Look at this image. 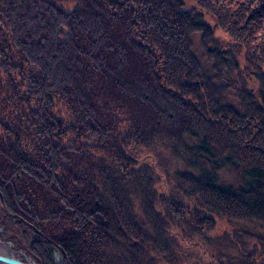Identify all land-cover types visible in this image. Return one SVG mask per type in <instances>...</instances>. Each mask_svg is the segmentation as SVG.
I'll use <instances>...</instances> for the list:
<instances>
[{
	"label": "trees",
	"instance_id": "16d2710c",
	"mask_svg": "<svg viewBox=\"0 0 264 264\" xmlns=\"http://www.w3.org/2000/svg\"><path fill=\"white\" fill-rule=\"evenodd\" d=\"M192 1L213 26L182 0H0V240L11 249L35 264L54 252L60 264H174L196 239L215 247L214 264L264 257V232L210 237L216 218L264 227V0ZM215 28L236 47L215 43ZM159 144L180 165L163 174L168 195L135 151Z\"/></svg>",
	"mask_w": 264,
	"mask_h": 264
},
{
	"label": "rangeland",
	"instance_id": "374dc122",
	"mask_svg": "<svg viewBox=\"0 0 264 264\" xmlns=\"http://www.w3.org/2000/svg\"><path fill=\"white\" fill-rule=\"evenodd\" d=\"M182 1L184 5L183 7L184 10L194 11L195 13H198V12L201 13L203 22L209 24L210 26H213L214 24L213 18L210 15L206 14L205 12L200 11L192 0H182ZM65 9L69 10V7H65ZM191 39H192L191 40L192 42L191 50L193 54L196 56L199 63L201 64L202 73H204L205 75L211 73L210 66L206 63L205 58L202 54L203 52L201 48V42L199 39V35L194 34L192 35ZM212 40H214L215 43L226 46V47H229V46L236 47V44L234 43V41L230 39L219 28L214 29ZM244 54L245 53L242 50H240L237 56V62L239 64L240 70L242 71L245 68ZM261 71L264 74V66L261 67ZM244 82H245L246 88L249 89L253 94H257L260 92L259 82L253 76L247 75V77H245ZM227 98L229 102H234L230 96ZM135 151L137 152V155L140 161L142 163L143 162L148 163L155 170L156 175L160 178V183L156 186L157 190H161L159 192H162L165 195L171 194L173 190L172 189L173 185L175 184L172 183L173 181H169L168 179L165 180L163 178V174L165 172H169L170 174L171 170H174L175 168L177 169L178 166L180 167V165L177 163V160L173 158V155L170 152L168 145L159 144L153 148H147V149L143 147H138L135 149ZM188 203L195 204V202L190 201V200L188 201ZM189 206L191 207L192 204H189ZM214 223H215V227L210 235V237H212L213 240L218 239L220 237H225V236L231 238V235H233L234 231L239 230V229L244 230L245 232L246 231L247 232H251V231L261 232V233L264 232V227L257 223L227 221L226 219H222V218H216L214 220ZM171 232L172 233H170V237L177 238L178 234L175 233V230ZM237 234L240 235L239 233ZM237 234L235 235V237H238ZM191 242L182 243V248L181 249L178 248L179 252H178V255L176 256L177 259L174 264H210L212 261L214 262L213 259H210V256L211 255L214 256V253L216 254L217 252H209V250L214 249L215 247L211 248L209 247L208 244H206V247H205L204 244L200 243L201 241L197 242L196 239H194V241H191ZM237 243H240L242 246L247 245L248 249L246 251L248 252L250 251V248L253 245V242L251 241L249 242L248 240L243 239V238ZM6 245L9 246L8 244ZM16 252H20V251H16ZM21 253L24 254L23 252ZM232 253H235V252H232ZM217 256H218V253H217ZM52 258H53V262L51 264L61 263L60 255L57 252L53 253ZM211 264H214V263H211ZM257 264H264V257L258 258Z\"/></svg>",
	"mask_w": 264,
	"mask_h": 264
},
{
	"label": "water",
	"instance_id": "95a60500",
	"mask_svg": "<svg viewBox=\"0 0 264 264\" xmlns=\"http://www.w3.org/2000/svg\"><path fill=\"white\" fill-rule=\"evenodd\" d=\"M0 249L4 252V255L0 254V264H33L26 255L13 251L2 241H0Z\"/></svg>",
	"mask_w": 264,
	"mask_h": 264
},
{
	"label": "bare ground",
	"instance_id": "6f19581e",
	"mask_svg": "<svg viewBox=\"0 0 264 264\" xmlns=\"http://www.w3.org/2000/svg\"><path fill=\"white\" fill-rule=\"evenodd\" d=\"M0 254H3L4 255V252H2V250L0 249Z\"/></svg>",
	"mask_w": 264,
	"mask_h": 264
}]
</instances>
